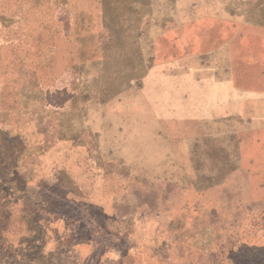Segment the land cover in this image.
<instances>
[{
	"label": "rangeland",
	"instance_id": "374dc122",
	"mask_svg": "<svg viewBox=\"0 0 264 264\" xmlns=\"http://www.w3.org/2000/svg\"><path fill=\"white\" fill-rule=\"evenodd\" d=\"M43 1L0 0V70L23 52L17 38L33 12L46 8ZM128 1L82 3L120 14ZM145 1L156 16L147 26L161 28V41L178 47V62L161 68L155 83L158 97L177 91L176 127L162 124L146 160L110 162L103 155V162L96 148L105 139L95 145L98 134L88 129L65 146L63 130L41 124L17 132L18 122L3 115L0 264H264V0ZM222 45V52L198 56ZM114 88L111 106L123 100L122 82ZM221 90L231 114L241 107L240 140L207 139L240 130L216 128L212 96ZM121 136L110 137L109 159L120 157ZM65 163L76 177L61 176ZM161 201L172 207L145 211L158 216L145 217L144 247H128L111 232L127 228L137 214L128 203Z\"/></svg>",
	"mask_w": 264,
	"mask_h": 264
},
{
	"label": "crops",
	"instance_id": "0c3cea01",
	"mask_svg": "<svg viewBox=\"0 0 264 264\" xmlns=\"http://www.w3.org/2000/svg\"><path fill=\"white\" fill-rule=\"evenodd\" d=\"M43 3L47 9L33 12V21L27 23L24 35L17 38L21 49L24 45L23 52L16 59L3 61L0 121L3 115L12 123L17 121V132L41 124L49 129H61L65 146H73V135L88 129L92 135L98 134L95 145H101L98 139H105L107 147L103 148V143L96 151L101 160L105 155L110 162L132 163L146 160L147 154H155L147 153V147L156 144L155 138H162V124L176 127L178 123L177 91L158 97L161 92L155 90V83L159 82L161 68L177 63L179 56L177 46L168 47L161 41V28L159 32L150 29L156 17L152 13L154 4L144 7L145 0H129L126 10L119 14L118 8L110 12L88 9L83 7L82 0H44ZM149 22L151 26H147ZM222 50L224 45L211 47L198 56L207 58ZM119 81L123 100L111 106L116 94L114 84ZM152 84L154 89H146ZM225 93L221 90L212 96L218 104L217 116L213 117L216 128L226 130L227 124L229 128L236 124L243 128L241 107L238 113L231 114L225 105ZM152 96L158 99L151 102ZM114 131H122L123 151L118 159H109L107 148L113 143L110 137L113 138ZM241 133V129L221 132L208 135L207 139L229 136L240 140ZM172 140L176 141V137ZM158 156L160 159L161 155ZM60 173L62 177L77 176L76 169L71 171L66 163ZM128 206L138 210L137 214L128 218L127 228L111 232L126 238L128 247H144L145 217L157 220L158 216L145 211L168 210L172 205L161 201L150 207L144 203H128Z\"/></svg>",
	"mask_w": 264,
	"mask_h": 264
}]
</instances>
